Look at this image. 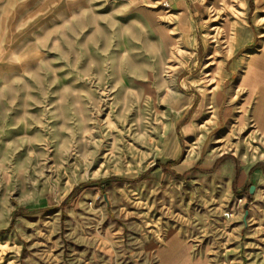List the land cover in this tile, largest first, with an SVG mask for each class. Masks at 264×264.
<instances>
[{"label":"rangeland","instance_id":"1","mask_svg":"<svg viewBox=\"0 0 264 264\" xmlns=\"http://www.w3.org/2000/svg\"><path fill=\"white\" fill-rule=\"evenodd\" d=\"M0 264H264V0H0Z\"/></svg>","mask_w":264,"mask_h":264},{"label":"crops","instance_id":"2","mask_svg":"<svg viewBox=\"0 0 264 264\" xmlns=\"http://www.w3.org/2000/svg\"><path fill=\"white\" fill-rule=\"evenodd\" d=\"M192 159H193V157H189V158L186 157V158L184 159V164H185V165L189 164V163L191 162ZM210 161H211V156L208 154L207 158H206V156L204 157V162H205V163H210ZM255 173L258 174L257 171H255L254 174H255ZM247 175H248V169H247V170L244 169V170L241 172V174H240V182H241V183H244V181H245ZM259 175H260V174H259ZM225 176H226V170H225V169L219 170V171L216 172L215 175H214V177H217V178L219 177L221 180L224 179ZM261 176H262V175H261ZM204 182H205V179L202 178V183H204ZM222 187H223V184L221 183L220 188L222 189ZM223 188H224V187H223Z\"/></svg>","mask_w":264,"mask_h":264},{"label":"trees","instance_id":"3","mask_svg":"<svg viewBox=\"0 0 264 264\" xmlns=\"http://www.w3.org/2000/svg\"><path fill=\"white\" fill-rule=\"evenodd\" d=\"M175 162H173V161H169L163 168L166 170V169H168V167L170 166V165H172V164H174ZM144 176H140L139 178H143ZM138 178V179H139ZM76 191V188H74L72 191H71V193L66 197V199L64 200V203L67 201V200H69L71 197H72V195H73V193Z\"/></svg>","mask_w":264,"mask_h":264},{"label":"water","instance_id":"4","mask_svg":"<svg viewBox=\"0 0 264 264\" xmlns=\"http://www.w3.org/2000/svg\"><path fill=\"white\" fill-rule=\"evenodd\" d=\"M253 190H254V185H250L248 189L249 194H252Z\"/></svg>","mask_w":264,"mask_h":264},{"label":"bare ground","instance_id":"5","mask_svg":"<svg viewBox=\"0 0 264 264\" xmlns=\"http://www.w3.org/2000/svg\"><path fill=\"white\" fill-rule=\"evenodd\" d=\"M190 157H193L192 155Z\"/></svg>","mask_w":264,"mask_h":264}]
</instances>
